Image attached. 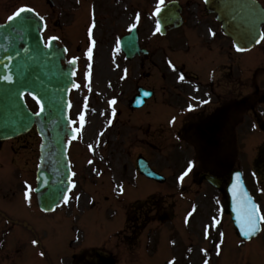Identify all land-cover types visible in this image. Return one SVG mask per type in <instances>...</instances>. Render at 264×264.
<instances>
[{
  "label": "flooded vegetation",
  "instance_id": "flooded-vegetation-1",
  "mask_svg": "<svg viewBox=\"0 0 264 264\" xmlns=\"http://www.w3.org/2000/svg\"><path fill=\"white\" fill-rule=\"evenodd\" d=\"M177 1L183 3L184 27L168 34L163 43L142 46L147 53L127 62L126 70L116 72L118 100L123 104L118 117L124 112L133 117V143L144 148L138 157H146L150 167L151 115L177 119L169 130L190 148L192 154L182 159L193 164L195 171L186 172V176L174 172L172 179L162 184L171 185L168 190L172 194L195 196L187 215L198 241L195 253L201 259L199 264H203L204 240L211 244V249L227 252V264H235L236 254L251 245L233 234L227 187L233 174L240 170L254 198L262 200L264 196V78L258 82L263 84L261 87L246 75L248 62L237 58L233 42L222 36L215 17L203 9V0ZM3 145L0 144L3 155H18L19 148L26 147L18 141L7 148ZM12 166L14 172L21 171L15 161ZM25 172L28 177L32 174ZM207 177L220 186H213ZM142 179L148 185L147 205L116 210L119 221L105 225L101 219L109 216L108 207L96 209L98 202L108 200L104 197L105 189L86 172H75L69 208L73 217L78 213L76 222L81 221L84 235L81 241L74 239L68 246L63 241L61 253L56 235L46 241L38 235L14 240L12 220L6 211L7 198L0 192L3 263L12 264L13 254L19 255L17 264H122L124 259L131 264L166 263L171 257L170 237L174 231L155 230L151 225L156 219L166 223L174 222V218L160 205L151 208V179ZM89 211L93 214L87 221ZM224 220L229 236H219L215 230L223 226ZM41 222L36 221L37 227ZM107 226L113 231L108 232ZM45 227L53 233L55 224ZM16 245L18 250L12 251ZM252 250L258 252L259 248ZM185 262L186 256H181L173 264Z\"/></svg>",
  "mask_w": 264,
  "mask_h": 264
},
{
  "label": "rangeland",
  "instance_id": "rangeland-1",
  "mask_svg": "<svg viewBox=\"0 0 264 264\" xmlns=\"http://www.w3.org/2000/svg\"><path fill=\"white\" fill-rule=\"evenodd\" d=\"M54 1V14L52 13V8L47 4L46 0H9V3L5 4L8 5V9H15L17 7H21L24 5L34 7L40 15L47 16L51 22L59 21L60 22V30L55 32L51 30L49 36H53L56 34H60L64 42L68 45L70 54H74L75 58L78 60H84V52L88 50L89 43L91 41V47L88 51L87 59L85 56V62L82 64L83 69L86 72L87 76L90 79V85L93 89H95L96 94L94 95L95 100L94 102L91 100V96L89 92L85 93L87 97V103L90 105V111L86 110L85 112H78L79 107L77 106V111L74 108L73 117L77 121L80 119V114L85 113V122L86 127L82 128L83 136L82 146L84 147V151L89 150L91 154L94 155L96 159H92L86 153L83 159L92 169L96 166L99 171H103L107 178L103 180H98L97 183L104 184L109 197H115V195L122 194L125 195H132L134 189L138 185H143L148 188V185L144 182L140 183V180L137 181L136 179H132L134 176V172H136V166L134 163L135 157V148H131L130 138L131 132L125 135H119L118 131L114 133L118 129H123L122 123L115 124L114 128L109 130V127L112 125L113 114L111 110L112 102L106 105L107 101L111 98H115L117 95L116 87H117V80L113 76L114 70L118 63L122 61V59H118L119 55V39L124 33L130 31L133 27H137L140 33L141 41L148 45L150 43V38L153 34L154 28L156 26V22L153 19V12L158 7V5L163 2L164 0H119L118 5H115L117 0H103L104 1V8L101 5V2L93 3L95 0H53ZM151 8V22L150 18V8ZM0 21L3 20L7 15L8 12L2 9V5L0 4ZM53 14V15H52ZM97 28V35L96 38H91L89 40L88 31L90 32L92 28ZM54 28V24L52 25ZM90 35V34H89ZM70 45V46H69ZM72 45V46H71ZM82 46L83 48L80 49L82 54H77V50L79 47ZM108 47L109 49L114 47L113 56L110 57L109 54L104 56L102 54L108 53V50L104 49V47ZM82 50V51H81ZM92 50H97V56L94 58V54ZM261 47L255 48L246 54L247 58H251L252 68L255 65H261ZM92 67L91 75L88 74L89 69ZM111 78V80H110ZM112 81V82H111ZM105 89V91L102 89ZM101 97L104 99L102 102ZM77 100V99H76ZM31 106L34 109H37V105L30 99L29 100ZM79 102V101H78ZM96 107H99L101 110L100 117H95L99 119V122L96 125V132L98 133V139H90L88 138L87 133H84L86 128L89 125V119L91 115H94L93 111ZM119 107H115V110L118 111ZM126 118V115L123 114L121 119ZM127 128V127H126ZM153 132H151L152 134ZM110 134H113L110 136ZM28 139L34 140L33 136H30ZM110 139V142L108 141ZM111 143V146H110ZM172 143H164L161 146L163 150H165L166 155H175L178 152L183 154L182 149L178 146L172 148ZM166 146V147H165ZM108 147L107 149H105ZM178 147V148H177ZM105 149V154L103 157L109 162V166L111 169L114 170V177L115 178H126L127 181L121 183V185H116L115 182L112 180L111 172L109 170V166L105 163H101V161L97 160L99 154ZM137 152V151H136ZM28 158L30 157V153L25 154ZM136 155V154H135ZM162 155L160 152H153L151 149V163L156 165L158 171L166 172V171H173V164L170 162H165L163 158H159ZM102 157V156H101ZM104 162V160H103ZM10 165V164H9ZM87 167V171L90 172L91 169ZM124 174V175H123ZM20 175H16L13 178V173L11 167H6L4 170H0V184L5 190L8 188L9 185L7 183L9 180L17 181ZM119 182V180L117 179ZM7 185V186H6ZM6 186V187H5ZM135 186V187H134ZM143 187L141 189V193L146 192V188ZM7 194L11 197V203L7 200V211L11 215H14L18 219H25L21 217L24 212L30 215V212L35 213L37 208L34 202V199L30 196H25V192L23 187L20 184H16L15 187L11 186L7 189ZM163 195V194H159ZM116 206V203H114ZM38 211V210H37ZM93 213L90 211L86 214L87 221L90 219ZM50 217V216H49ZM49 217L43 216V221L40 223L41 226L38 228V233L41 237L46 239L51 238V236H55L57 240H59L61 244L59 253L63 252L64 246L62 245L66 242V245H69L70 241H73L77 238L76 233L72 230V223L68 219H63V217H56L54 220H51ZM49 218V220H48ZM111 218L101 219V222L107 225L111 222ZM55 228L53 230V234L50 227H45L47 225H54ZM37 225V223H36ZM105 227V226H102ZM71 230L73 233H71ZM108 232L113 231V228L107 226ZM82 233H79L81 235ZM24 239H28L30 235L27 233H23ZM64 241V242H63ZM18 245L12 251L18 250ZM175 255V254H172ZM252 256L243 257L237 260V264H244L247 262H254L251 259ZM1 263H3V253L0 254ZM263 258H258L257 262H262ZM264 261V259H263ZM19 262V255L13 254L12 255V264H17ZM45 264V263H44Z\"/></svg>",
  "mask_w": 264,
  "mask_h": 264
},
{
  "label": "water",
  "instance_id": "water-1",
  "mask_svg": "<svg viewBox=\"0 0 264 264\" xmlns=\"http://www.w3.org/2000/svg\"><path fill=\"white\" fill-rule=\"evenodd\" d=\"M207 8L218 14L224 33L234 39L238 49H250L257 43L264 10L256 1L207 0ZM164 18L165 12L159 20ZM43 30L39 17L26 9L0 26V140L15 138L37 126L43 143L36 193L40 208L52 211L71 187L65 137L72 136L68 129V94L74 84V70L72 64L63 66L65 50L56 41L45 46ZM136 40L133 34L123 41L127 54L134 51ZM25 94L39 101L41 110L37 115L26 106ZM140 169L155 178L146 164L142 163ZM250 219L256 220L254 214Z\"/></svg>",
  "mask_w": 264,
  "mask_h": 264
},
{
  "label": "bare ground",
  "instance_id": "bare-ground-1",
  "mask_svg": "<svg viewBox=\"0 0 264 264\" xmlns=\"http://www.w3.org/2000/svg\"><path fill=\"white\" fill-rule=\"evenodd\" d=\"M118 2H119V0L116 1L115 5H118ZM91 33H92V36L95 37L97 35V29L92 30ZM104 49L108 50V53H104L105 55H108L109 53L112 52L111 48L109 49L107 46L104 47ZM98 122H99V119H96L95 117H93V119L90 121L91 125L87 131H88L89 137L91 139H97L98 138V135L95 134L96 125Z\"/></svg>",
  "mask_w": 264,
  "mask_h": 264
}]
</instances>
